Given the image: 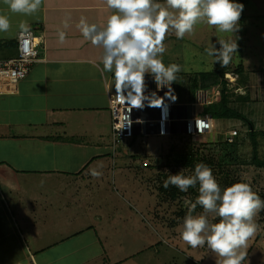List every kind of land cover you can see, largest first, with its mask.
Listing matches in <instances>:
<instances>
[{
    "label": "crops",
    "instance_id": "1",
    "mask_svg": "<svg viewBox=\"0 0 264 264\" xmlns=\"http://www.w3.org/2000/svg\"><path fill=\"white\" fill-rule=\"evenodd\" d=\"M236 2L244 5L242 24L249 17L248 0ZM0 12L12 23L8 34H0V58L14 55L19 31L32 29L40 37L39 60L13 92L0 94V264H70L75 252L93 251L96 245L98 253L74 264H112V257L125 249L117 238L133 234L132 217L128 223V217L119 216L111 191L119 178L129 177L130 146L128 151L121 146L129 143L126 139L112 148L109 98L118 85L103 69L102 47L85 40L77 27L81 17L104 25L112 10L105 0H43L34 16L12 14L2 3ZM66 18L68 28L63 25ZM212 28L198 25L183 39L168 34L164 63L179 65L187 38L194 45L190 56L207 59L210 47L203 41L228 38ZM59 31L66 33L63 44ZM215 44L219 48L218 40ZM181 69L171 98L164 91L158 96L162 101L170 98L177 108L187 105L188 114L198 112L189 101L175 99ZM150 79L145 74V88L150 89L144 91L157 90ZM147 127L155 128V121ZM145 134L137 131L134 136ZM93 170L99 175H92ZM104 204L108 209H102Z\"/></svg>",
    "mask_w": 264,
    "mask_h": 264
},
{
    "label": "clouds",
    "instance_id": "2",
    "mask_svg": "<svg viewBox=\"0 0 264 264\" xmlns=\"http://www.w3.org/2000/svg\"><path fill=\"white\" fill-rule=\"evenodd\" d=\"M0 3L7 6L12 14L34 16L41 9L43 0H0ZM105 4L112 12L104 25L89 23L81 17L77 27L85 40L102 47L103 69L113 74L120 92L130 89L131 96L139 102L133 104L128 100L131 105L147 104L143 109L149 112V118L155 120V128L145 135L178 134L170 132L182 128L184 122L187 125L184 135L194 137L213 133L215 123L211 117V132L190 134L188 128L195 129L196 121L187 122L183 118H202L205 115L200 113L201 108L188 114L187 105L179 104L177 108L171 102L172 83L178 79L182 69L176 63H164V40L170 33L177 39H183L192 35L201 24L213 26L221 33H231L228 39L218 40L219 48L212 43L207 49V54L216 57L215 62L225 67L238 51L239 37L235 34L239 32L244 5L236 0H105ZM68 19L63 21L64 28L69 27ZM11 29L10 16L0 12V34H8ZM58 35L59 42L63 44L66 33L59 31ZM145 74L153 76L154 79L150 80L157 83L156 91H144L150 89L145 88ZM162 91L169 92L168 100L159 98L158 93ZM144 92L148 93L147 97ZM198 103L202 107L208 102H202L196 91L195 101L188 106L194 108ZM177 111L179 120L175 119ZM92 175L99 173L93 170ZM169 185L181 192L199 186V195L183 219L182 240L193 249L207 246L218 257L216 264H243L247 258L248 241L258 231L255 217L264 210V199L250 183L240 181L221 188L213 169L201 162L195 165L191 175H184L182 171L170 174L163 186L167 188ZM197 205L203 213L194 215Z\"/></svg>",
    "mask_w": 264,
    "mask_h": 264
},
{
    "label": "rangeland",
    "instance_id": "3",
    "mask_svg": "<svg viewBox=\"0 0 264 264\" xmlns=\"http://www.w3.org/2000/svg\"><path fill=\"white\" fill-rule=\"evenodd\" d=\"M245 14L249 17L247 19L244 16V21L239 24V32L235 34L239 37L238 51L226 66L229 74L225 73L224 79L233 93L243 94L248 90L255 99L235 104V108L259 128V132L256 133L257 150L259 157L264 158V0L259 2L248 0ZM211 30L218 32L219 35H228V38L232 35L221 33L215 27ZM187 39L183 41H186L183 45L184 58L179 56L181 58L179 65L184 66V72L181 74L183 84L180 86L185 88L179 86L174 93L175 99L179 101L189 98L190 93L186 86L191 84L189 78L192 73L217 67L215 62L217 58L214 56L208 55L207 59L205 55H201L205 58H192L189 49L192 51L194 45L188 43ZM219 39L221 37L212 39L207 37L203 44L206 47H211L212 43L216 46L215 43ZM176 46L177 49L181 47L180 44ZM239 67L247 80L245 88L239 87L241 84L237 82L235 71ZM228 75L230 77H227ZM217 91L219 92L218 86L205 91L197 90V93L202 102L210 103L219 99ZM200 107L199 103L195 104L194 111H198ZM214 123L213 133L194 136L190 139L186 135L181 137L138 135L132 144L121 145L126 149L125 151H128L130 146L128 151L130 154L126 157L129 177L127 180L118 179L111 190L112 200L114 201L113 197L117 198L116 207L119 216L128 217V223L132 217L133 234L124 237L123 240L120 237L117 238V245H123L125 249H121L116 257H112L116 258L112 264H216L218 257L207 246L193 249L181 238L183 219L193 203L189 199L191 193L187 191L179 194V189L176 187V194L171 198L167 189L165 192H159L158 189L164 185L167 179L166 174H177L174 172L182 171L176 163L175 150L190 143L194 149H197L200 157L210 161L209 166L213 169V174L221 188L243 181L250 183L255 192L264 193V169L250 164L251 141L244 122L240 119L220 118L215 119ZM230 129L238 130L239 141L226 151L225 146L217 143L215 145L213 142L222 138ZM227 152L231 160L226 156ZM122 173L125 174L126 170ZM107 207L109 204H104L102 209H108ZM202 213L203 209L197 205L193 214ZM255 221L258 231L248 241L247 258L243 264H264V210L257 214ZM213 222L218 221L213 220ZM98 247L97 245L92 247L93 251L87 249V252H75L70 264H74L76 260H81L94 251L98 253L99 251H96Z\"/></svg>",
    "mask_w": 264,
    "mask_h": 264
},
{
    "label": "trees",
    "instance_id": "4",
    "mask_svg": "<svg viewBox=\"0 0 264 264\" xmlns=\"http://www.w3.org/2000/svg\"><path fill=\"white\" fill-rule=\"evenodd\" d=\"M2 44H0L1 46ZM40 44L37 47L38 50V56L40 51ZM216 66L213 70L210 71H200L195 72L190 75V81L191 84L187 85L186 88L189 91L190 95L187 101L194 102L196 99V91L197 90H206L211 87H219V99L215 102H210L203 104L201 107V114L209 115L214 120L220 119V118H231V119H240L244 122V125L247 129L248 136L251 141V157H250V164L253 165L256 168L264 169V158H260L258 155L257 150V140H256V133L259 132L257 127L252 123V121L246 117L243 113H241L239 110H237L235 107V104L247 102L249 100H255L252 98L251 93L247 90L243 94H236L233 93L228 86V83L224 79V74L227 73L226 66L221 67V65L217 62ZM237 75V82L241 84L239 87H247L246 84V77L243 76V72L241 67L236 69L235 71ZM229 74V73H227ZM183 84L181 80V75H179V86ZM183 87V86H182ZM180 86V88H182ZM238 87V86H237ZM238 87V88H239ZM185 88V87H183ZM261 129V128H260ZM231 132H234V134H231ZM238 130L230 129L226 132V134L219 138V140L214 141L213 143L215 145L219 144L220 146H225L226 151L229 148H232L235 146V144L239 141V135ZM175 136L181 137L184 134H173ZM187 137L192 138L191 135H186ZM136 138V136H133L128 139L129 144H132L133 140ZM222 139V140H221ZM230 139V140H229ZM217 143V144H216ZM230 150V149H229ZM231 153V151H230ZM226 156H230L229 152H227ZM176 163L179 164V168L182 169V172L184 175H191L194 172L195 165L197 163H205L206 165H210V161H205L202 157H200V154L198 153L197 149H194L190 143H188L186 146L181 147L178 150H175ZM231 160V158H228ZM180 170V169H179ZM180 172V171H179ZM174 173H178L174 172ZM169 175L166 174L165 177H168ZM198 185L195 188H189L190 200L191 202L195 203V198L198 197ZM159 192H165L166 189L170 193L169 196L171 198L175 196L176 194V187L169 185V187L165 188L164 186L158 187ZM186 192H181L179 190V194H184ZM260 195L261 199H264V193H257Z\"/></svg>",
    "mask_w": 264,
    "mask_h": 264
},
{
    "label": "built area",
    "instance_id": "5",
    "mask_svg": "<svg viewBox=\"0 0 264 264\" xmlns=\"http://www.w3.org/2000/svg\"><path fill=\"white\" fill-rule=\"evenodd\" d=\"M40 37L32 29L22 30L17 33L15 39V53L12 56L0 58V94L14 91L16 83L23 79L29 72L30 66L39 60L37 47ZM166 89H171L165 86ZM139 104L130 94V89L120 92L119 87L109 98V109L112 115L111 120V144L115 148L126 139L131 138L137 131L141 134L152 131L153 127L148 128L147 123L155 120L149 118L150 114L143 109L147 104L136 107ZM152 104V103H151ZM150 105V103H149ZM163 105V104H162ZM136 109V111H133ZM176 120H179V112H176ZM187 122L196 121V128H188L190 134H202L213 130V120L210 116L202 118L184 117ZM159 123H161L160 120ZM191 124V123H190ZM162 132V130H160ZM234 134V132H231ZM230 140V139H229Z\"/></svg>",
    "mask_w": 264,
    "mask_h": 264
},
{
    "label": "water",
    "instance_id": "6",
    "mask_svg": "<svg viewBox=\"0 0 264 264\" xmlns=\"http://www.w3.org/2000/svg\"><path fill=\"white\" fill-rule=\"evenodd\" d=\"M186 128H187V125L184 122L182 128H180L178 130H175V131H171L170 133H178V134L180 133V134H184V133H186Z\"/></svg>",
    "mask_w": 264,
    "mask_h": 264
},
{
    "label": "bare ground",
    "instance_id": "7",
    "mask_svg": "<svg viewBox=\"0 0 264 264\" xmlns=\"http://www.w3.org/2000/svg\"><path fill=\"white\" fill-rule=\"evenodd\" d=\"M227 77H230L229 75L227 76ZM233 78H234V76H233ZM230 80V79H229ZM231 81V80H230Z\"/></svg>",
    "mask_w": 264,
    "mask_h": 264
}]
</instances>
